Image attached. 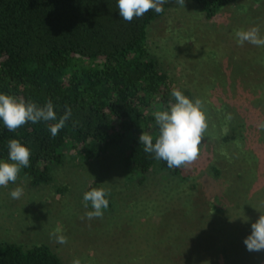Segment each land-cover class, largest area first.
Instances as JSON below:
<instances>
[{
  "label": "rangeland",
  "instance_id": "obj_1",
  "mask_svg": "<svg viewBox=\"0 0 264 264\" xmlns=\"http://www.w3.org/2000/svg\"><path fill=\"white\" fill-rule=\"evenodd\" d=\"M164 7L147 28L148 51L203 101L209 125L191 177L156 170L137 186L115 150L84 160L68 149L48 184L30 188L19 173L0 187V241L46 244L63 264H264V250L243 243L264 214V131L256 127L264 120V47L240 46L234 36L252 26L264 36V0H236L210 19L192 0ZM91 181L109 190L114 209L88 220L82 196ZM16 186L20 199L9 195ZM57 229L66 244L50 238Z\"/></svg>",
  "mask_w": 264,
  "mask_h": 264
},
{
  "label": "trees",
  "instance_id": "obj_2",
  "mask_svg": "<svg viewBox=\"0 0 264 264\" xmlns=\"http://www.w3.org/2000/svg\"><path fill=\"white\" fill-rule=\"evenodd\" d=\"M192 1L210 19L236 0ZM164 12L165 7L160 14L150 10L126 22L116 0H0V93L38 106L51 100L57 118L65 106L72 110V118L55 137L49 131L55 121L28 122L15 132L0 121V159H8L9 139L30 149L29 166L20 171L30 188L52 180V169L68 149L84 160L115 150L137 186L156 170L180 180L191 177L192 164L169 168L139 143L142 132L156 135L153 113L174 102L173 88L195 98L148 51L147 28ZM92 188L104 187L91 181L85 191ZM106 198L109 212L114 203L110 194ZM0 264L63 263L46 244L24 247L0 241Z\"/></svg>",
  "mask_w": 264,
  "mask_h": 264
},
{
  "label": "clouds",
  "instance_id": "obj_3",
  "mask_svg": "<svg viewBox=\"0 0 264 264\" xmlns=\"http://www.w3.org/2000/svg\"><path fill=\"white\" fill-rule=\"evenodd\" d=\"M168 0H116V7L120 17L131 22L134 18L143 17L145 13L154 10L160 14L164 11V5ZM175 3L184 8L185 0H175ZM238 45L243 46L245 42L257 47H264V36L260 34L258 26L248 29H237L234 33ZM171 96L174 102H170L166 110H158L153 113L157 133L155 136L142 132L139 143L143 145L146 153L154 154L156 160H163L169 168H181L194 162L200 152L202 138L208 131V120L203 107V101L199 98H189L181 90L173 88ZM72 118V110L65 106L62 115L57 118L51 100L43 106L35 102L25 101L23 98H15L12 95L0 93V121L9 132H15L26 123L36 124L40 121L49 122V131L52 137L65 126ZM226 119L231 120L229 114ZM77 121H73V125ZM259 131H264V120L256 123ZM8 159H0V187H8L9 183L16 184L18 174L22 168L29 166L31 152L28 147L18 139H9ZM24 194L21 186L10 190L12 199H20ZM109 190L105 188H92L83 193L82 201L87 209L89 204L91 210L86 211L82 219L102 218L104 210L108 208ZM50 238L59 244H66L67 237L57 229L50 234ZM248 251L264 250V214L251 223V233L244 238ZM72 264H80L74 259Z\"/></svg>",
  "mask_w": 264,
  "mask_h": 264
}]
</instances>
